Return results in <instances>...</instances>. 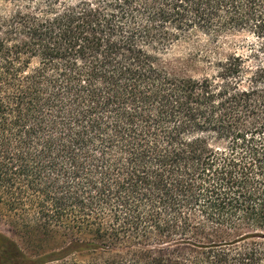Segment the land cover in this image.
Segmentation results:
<instances>
[{"label":"trees","instance_id":"16d2710c","mask_svg":"<svg viewBox=\"0 0 264 264\" xmlns=\"http://www.w3.org/2000/svg\"><path fill=\"white\" fill-rule=\"evenodd\" d=\"M0 1L6 261L264 264V0Z\"/></svg>","mask_w":264,"mask_h":264},{"label":"rangeland","instance_id":"374dc122","mask_svg":"<svg viewBox=\"0 0 264 264\" xmlns=\"http://www.w3.org/2000/svg\"><path fill=\"white\" fill-rule=\"evenodd\" d=\"M8 9L9 8L3 2L0 1V18L7 14ZM187 42L188 43L183 42L182 44L175 46L171 52V55L185 56L186 54H188L190 52L191 47L193 46L190 41ZM236 44L241 43L238 42ZM201 69L202 67H192L189 71V74L199 75L201 74ZM9 243L19 245L23 252L30 257V259L35 258L36 253L35 250H33V239L22 233H19L18 231H16V229H14L4 220H0V263L2 261L4 264H20L21 258L19 252L16 256H14L13 260L6 261L7 250L9 249L7 246L9 245Z\"/></svg>","mask_w":264,"mask_h":264},{"label":"flooded vegetation","instance_id":"af4514ba","mask_svg":"<svg viewBox=\"0 0 264 264\" xmlns=\"http://www.w3.org/2000/svg\"><path fill=\"white\" fill-rule=\"evenodd\" d=\"M0 264H4L2 261H1V263Z\"/></svg>","mask_w":264,"mask_h":264}]
</instances>
